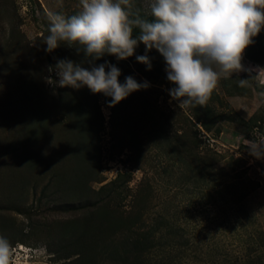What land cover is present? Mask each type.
Segmentation results:
<instances>
[{
	"label": "rangeland",
	"instance_id": "1",
	"mask_svg": "<svg viewBox=\"0 0 264 264\" xmlns=\"http://www.w3.org/2000/svg\"><path fill=\"white\" fill-rule=\"evenodd\" d=\"M49 11L71 16L79 0H0V236L30 249L12 264H264V159L246 147L264 139V27L203 107H178L155 49L150 70L143 43L104 54L95 63L121 84H149L109 108L56 86L51 67L84 56L45 51ZM150 232L151 248L128 255Z\"/></svg>",
	"mask_w": 264,
	"mask_h": 264
},
{
	"label": "clouds",
	"instance_id": "2",
	"mask_svg": "<svg viewBox=\"0 0 264 264\" xmlns=\"http://www.w3.org/2000/svg\"><path fill=\"white\" fill-rule=\"evenodd\" d=\"M133 8V0H79L76 14L47 13L45 51L52 52L63 43L84 56L79 63L59 60L51 67L59 77L57 87L79 90L86 86L92 94L110 97L107 106L114 107L149 84L138 83L132 76L121 84L115 65L95 61L106 53L125 60L143 43L145 55L136 56V61L150 70L147 52L160 53L167 80L176 85L169 95L179 102L178 107H203L222 77L243 70L242 54L264 27V0H150L145 16ZM134 28L139 29L136 37ZM238 83L246 87L249 81L239 79ZM246 147L249 155L264 159V139L250 140ZM12 261V245L0 236V264Z\"/></svg>",
	"mask_w": 264,
	"mask_h": 264
},
{
	"label": "trees",
	"instance_id": "3",
	"mask_svg": "<svg viewBox=\"0 0 264 264\" xmlns=\"http://www.w3.org/2000/svg\"><path fill=\"white\" fill-rule=\"evenodd\" d=\"M142 16H144L143 14H141ZM147 18V17H146ZM149 20H151L152 18H147ZM139 34V29L134 28L133 30V37H136ZM253 119H249V121H251ZM248 121V122H249ZM243 123H247L242 121ZM149 235H152V232L147 233V234H142L140 237L138 236L137 238L139 239L136 243L132 242V245L129 246H125L126 249L132 250L133 253H129L128 255H137L139 256L142 253H145L146 249L151 248V244H147L148 240H149ZM173 247V246H172ZM174 247H178L176 244L174 245ZM135 253V254H134Z\"/></svg>",
	"mask_w": 264,
	"mask_h": 264
},
{
	"label": "built area",
	"instance_id": "4",
	"mask_svg": "<svg viewBox=\"0 0 264 264\" xmlns=\"http://www.w3.org/2000/svg\"><path fill=\"white\" fill-rule=\"evenodd\" d=\"M25 250H28V252H29L30 249L19 245V246H17V248L13 249V252H15L16 255H19L22 253L26 254L27 251H25Z\"/></svg>",
	"mask_w": 264,
	"mask_h": 264
}]
</instances>
